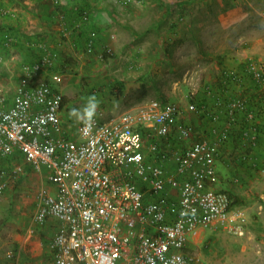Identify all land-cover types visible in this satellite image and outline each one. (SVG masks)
<instances>
[{
  "label": "built area",
  "instance_id": "2783aa9c",
  "mask_svg": "<svg viewBox=\"0 0 264 264\" xmlns=\"http://www.w3.org/2000/svg\"><path fill=\"white\" fill-rule=\"evenodd\" d=\"M82 21L89 22L86 13ZM16 39L8 35L6 43ZM40 48L39 60L23 68L11 107L0 92V196L8 188L7 161H19L12 177L26 167L47 173L51 190L36 197L30 234L56 224L53 264H201L189 244L203 231L245 235L246 218L218 188L217 161L236 130L247 149L263 140L264 61L249 59L242 72L221 70L220 92L242 90L249 79L252 88L237 95L254 98L223 101L209 87V106L151 102L108 121L95 117L90 129L81 123L72 137L64 128V96L57 88L63 75L53 71L59 55ZM48 76L52 84L44 81ZM194 114L222 120L224 128L199 134L185 121ZM227 160L247 163L250 155L231 152Z\"/></svg>",
  "mask_w": 264,
  "mask_h": 264
},
{
  "label": "rangeland",
  "instance_id": "374dc122",
  "mask_svg": "<svg viewBox=\"0 0 264 264\" xmlns=\"http://www.w3.org/2000/svg\"><path fill=\"white\" fill-rule=\"evenodd\" d=\"M133 1L126 7L108 3L114 24L107 33L93 32L84 45L52 50L59 55L56 73L63 75L57 88L64 96L62 120L67 135L75 136L81 124L69 116L70 111L82 107L88 96L96 95L101 101L96 117L103 121L151 102L209 106L207 90H216V73L235 50L251 47L256 52L249 59L264 61V0ZM17 3L30 13L43 2ZM39 13L43 23L32 16L27 19L34 28L31 33L38 32L40 24L51 31L60 25L59 20L58 24L47 18L44 7ZM0 75L6 80L4 71ZM44 81L53 83L49 76ZM186 119L199 134L216 127L205 116ZM235 136L217 161L218 188L245 201L237 208L246 218V233L233 237L222 230L203 231L193 248L189 246L201 264H264V134L256 149H247ZM231 152H247L250 160L239 166L227 160ZM24 177L23 182L8 181L10 188L0 196V264H39L18 239L33 229L31 217L43 188L28 187L31 177Z\"/></svg>",
  "mask_w": 264,
  "mask_h": 264
},
{
  "label": "crops",
  "instance_id": "0c3cea01",
  "mask_svg": "<svg viewBox=\"0 0 264 264\" xmlns=\"http://www.w3.org/2000/svg\"><path fill=\"white\" fill-rule=\"evenodd\" d=\"M16 1L18 2V0H0V72L4 71L6 76V80H2L0 75V92L7 99V108L13 105L17 88L25 75L23 72L24 66L34 64L39 60L42 54L40 48L42 44L51 50H62L66 48V46L72 44L75 47H78L84 45L83 43L87 40V38L89 39L91 33H107L109 28H111L114 24V13L112 14L110 12L112 8H109V4L115 3L114 0H61V5L58 8H53L49 1L46 0L51 6H49L50 9L46 7L47 3H44V0H39V2L43 3H37L39 4L36 6L37 11L30 13L27 8L22 7ZM29 2L30 1H28V3ZM16 4H18L20 8L16 7ZM43 7L49 11L47 18L49 20H56L57 23L59 20L60 25H57V27L54 28L55 31H51L50 26H48V29H45L40 24V28L38 29L39 31L31 33L34 28L30 27L28 24L29 20L27 19L29 16H32L34 20L43 23V19L41 17L44 16L39 13V10ZM6 13H8V15H6ZM85 13L89 17V22L82 21ZM8 35H12L17 38L15 44L8 45L6 43V37ZM2 48L4 50H2ZM254 52L256 51H254L251 47L244 48V50H235L234 54L225 59V67L242 72L246 62L251 56H253ZM219 81L221 82V71H219V74L216 73V92L219 94L216 95V97L222 99L223 101H228L232 97L237 96L253 97V95H237L241 91L248 92L247 89L252 88L253 85L249 79H247L242 90L234 87V93L230 90V95H226V93L219 91ZM186 120L187 119H185V121ZM221 121L216 120V129L220 131L224 128V123ZM195 128L197 129V127ZM229 149L232 150L233 146L231 145ZM18 162L16 161L15 163ZM15 163L14 161H7L4 163V168L8 174L6 180L13 181L15 179L16 181L23 182L26 178L24 176H30L31 178L29 179L28 187L35 184L37 187L43 188V190H51L46 172L37 174L29 167H26L23 175L12 177V171ZM218 166L219 168L221 167L220 165ZM8 185L10 188V183H8ZM34 213L35 208L31 217V223ZM56 230V224L51 222L46 227H37L34 235H31L29 231L27 236H20L18 240L21 246L25 247V252L30 250L32 258L36 259L37 263L53 264L51 260L50 243L56 233ZM195 242L196 240L192 239L189 246L193 248V244H195Z\"/></svg>",
  "mask_w": 264,
  "mask_h": 264
},
{
  "label": "clouds",
  "instance_id": "9594fccd",
  "mask_svg": "<svg viewBox=\"0 0 264 264\" xmlns=\"http://www.w3.org/2000/svg\"><path fill=\"white\" fill-rule=\"evenodd\" d=\"M85 103L80 108H73L69 116L72 117L77 123H82L86 128H91L97 111L100 107L101 101L96 95H91L85 98Z\"/></svg>",
  "mask_w": 264,
  "mask_h": 264
},
{
  "label": "trees",
  "instance_id": "16d2710c",
  "mask_svg": "<svg viewBox=\"0 0 264 264\" xmlns=\"http://www.w3.org/2000/svg\"><path fill=\"white\" fill-rule=\"evenodd\" d=\"M60 7V6H59ZM58 8V7H57ZM54 72H57V69L55 68L54 70H53ZM61 72H64L65 71V69L64 68H61V70H60ZM217 86H218V84H217ZM214 91H216L215 89H214ZM208 102L209 100H205V102ZM200 105V104H199ZM209 120H211V122H213V119L212 118H210V117H207ZM214 123V122H213ZM237 134H238V136L240 137V139H241V134H240V132L238 131V130H236V131H234V133H232V137H234L235 135L237 136ZM235 136V137H236ZM232 140L235 142L236 140H235V138H232ZM230 144L231 143H233V142H229ZM229 143H227L228 145H229ZM227 144L225 145V146H227ZM236 143H234V145H235ZM234 145H232V146H234ZM225 146H223L221 149H220V153L222 152V150H223V148L225 147ZM224 150H225V148H224ZM220 158H221V156H220ZM219 158V159H220ZM237 164H239V166H244L245 165V163H243V161H240V162H238ZM227 192V191H226ZM229 195H230V197H231V199L234 201V203H233V207L235 208V207H241V206H243L244 204H245V201L244 200H242V199H239V198H236V197H234V195L232 194V193H229V192H227Z\"/></svg>",
  "mask_w": 264,
  "mask_h": 264
}]
</instances>
